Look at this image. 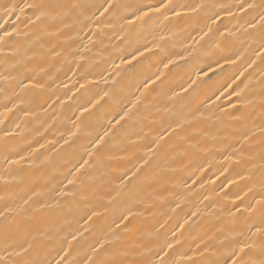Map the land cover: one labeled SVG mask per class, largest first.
<instances>
[{"label": "clouds", "instance_id": "clouds-1", "mask_svg": "<svg viewBox=\"0 0 264 264\" xmlns=\"http://www.w3.org/2000/svg\"><path fill=\"white\" fill-rule=\"evenodd\" d=\"M0 264H264V0H0Z\"/></svg>", "mask_w": 264, "mask_h": 264}]
</instances>
